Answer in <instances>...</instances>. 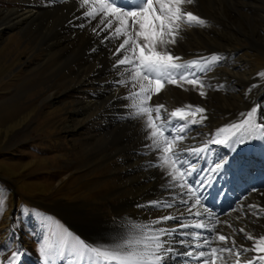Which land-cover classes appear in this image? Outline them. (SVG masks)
<instances>
[{
    "label": "bare ground",
    "instance_id": "6f19581e",
    "mask_svg": "<svg viewBox=\"0 0 264 264\" xmlns=\"http://www.w3.org/2000/svg\"><path fill=\"white\" fill-rule=\"evenodd\" d=\"M22 1L23 7L21 9L0 12V36L12 29H19L26 33L34 32L33 36L39 40L40 45L44 46L46 57L56 56V64L59 69L68 72L67 78L69 81L65 90L70 94L78 95V99L75 100V117L71 119L70 124H67L66 132L74 136L79 129H83L84 124L89 120L104 118L102 138L105 144L102 149H105L107 155L112 157L119 155L122 161L118 167L114 168L120 176L119 180L123 181L124 184V187H119L118 190L125 191L127 189L129 193H127V196L122 197V203L116 208V210L121 208V210L115 211L119 212V222L116 223L117 226H111L107 223L104 226H99L96 221H93L92 224L88 225L85 235L82 234L87 241H91L96 246L114 247L125 243L128 239L141 238L145 234L165 228L173 230V234L161 237L162 240L169 242L188 240L191 241L192 245H196L202 243L204 238L209 237V232L205 229H200L198 232L196 228L182 227V224H191L197 220H204L209 225L216 224L217 221L231 217L232 212L234 213L233 210L238 207L237 204L241 203L240 198L244 197L245 194L250 198H256L258 202L264 198V166L251 159L252 157L234 161L235 157L230 160V162H234V166L226 176L217 178L207 172V168L211 167L212 161L219 154L228 157L233 154L229 152L226 145L210 144L208 141L218 129L240 122L243 119L241 114L250 111L254 104L248 107V102H244L241 108L235 105L234 110H230L226 103L229 99L225 100L219 95L223 91L232 92L236 88V81L239 78L237 79L231 73L233 68L230 62L233 60V55L230 52L226 55L218 52L220 43L217 36L210 35L209 31L204 32V28L209 29L211 25L203 28H185L182 33L183 39H179L175 45H169V48L175 55L183 58L181 62L198 60L201 56L208 57L213 54L224 58L221 66L214 67L206 75L197 73L201 75V79L205 83L206 97L217 95L220 99L215 100L218 107L204 101L203 97H200L198 92L193 91L192 86L187 84L184 87L188 88V91L167 84L159 94L154 93L150 101V104L153 105H164V109L167 111L161 110L163 116L168 115L167 113H170L174 108L186 104L199 105L206 109L207 119L202 123H197L196 126L200 129L195 128L196 131H194L190 126L186 133V139L180 144V147L206 149V151L200 153L198 162L196 157L191 158L192 163H195L198 169H205L202 175L208 177V180L205 181L208 187L203 191L201 204L198 206L202 215L196 217L187 211H183L194 202V198L188 200V204L180 203V196L177 194L181 193L182 190L178 187H172L175 182L171 180L170 176L166 175V170H162L157 166L160 164L159 157L161 153L145 147V145L150 144V141L144 139L143 120L129 118L130 113L134 111L131 107V94L139 91V85H134L129 71H125L129 66L114 67V62L120 57L114 56L113 53L123 37L120 39H105L112 30L109 29L108 32L100 31L103 25H100L94 32L93 28L97 26L101 17L98 15L95 20L89 23L90 18L83 14L86 7H79L80 0ZM141 2L142 0H117V3L125 8L137 6ZM199 4H201V0H198L195 6L188 5L187 7L198 16L206 19L207 23L208 20L229 22L230 17L226 14L225 9L236 5L243 8L245 5L243 0H203V5L200 6ZM80 25L84 26L81 27ZM113 27H115V23ZM201 32H204L203 35H200ZM141 42L143 41L141 40ZM177 44H182V46ZM225 61L230 64H226ZM239 80L242 81L243 86L247 87L255 79L252 81H248V79ZM120 81H124V83H120ZM144 83L147 85V81H144ZM220 85H223V87H220ZM48 98H55V94H50ZM257 98L253 102L261 100L262 96ZM214 108H218L224 114L223 116H228V118L216 117L213 113ZM232 114H234L233 118ZM188 119L191 120L192 117L189 116ZM197 119H199V116H197ZM172 120L173 122L178 121L174 118ZM258 121L264 123L261 119H258ZM178 122L184 123V121ZM227 136H229L227 132L221 134V138ZM95 139H97L96 136L92 141L90 140L89 144L93 145ZM237 146V152L254 151L259 154L261 159H264V141L249 140L245 144ZM108 147L112 148L111 152L108 151ZM205 159L208 161L207 165ZM250 171L253 173L252 179L248 178L250 177ZM189 180H191V177H189ZM214 180L216 182L211 188V183ZM245 180L248 182L246 185L239 183ZM259 193H261V196ZM174 197V207H159V204L164 202H172ZM185 198H187L186 192ZM261 202L264 203V200ZM177 209L181 211H177ZM196 210L194 208L193 212ZM254 211H258V209H253ZM169 214L174 215L176 219L155 223L161 217ZM257 220L260 226L255 224L254 219L249 222L237 220L238 224H230L232 225L231 228L225 224L221 231L217 232L228 235L233 234V229L238 230L240 228H244L246 232H249L251 227L250 230L253 235L259 236L264 233V214H261V217ZM193 232L200 234L199 240H192L190 236L184 235V233ZM243 236L244 233L236 232L234 234L237 245L251 246L253 241L249 240V244L246 245ZM172 246L181 252L207 250L205 248H190L188 245L180 243H175ZM221 246L222 242L214 241L210 247L219 248ZM253 255H256V253L249 252L247 254V256ZM243 259L244 257H242ZM181 261L182 264H200V261L186 256L174 257L170 264Z\"/></svg>",
    "mask_w": 264,
    "mask_h": 264
},
{
    "label": "rangeland",
    "instance_id": "374dc122",
    "mask_svg": "<svg viewBox=\"0 0 264 264\" xmlns=\"http://www.w3.org/2000/svg\"><path fill=\"white\" fill-rule=\"evenodd\" d=\"M243 1V8L225 9L229 22L208 20L211 27L204 28L217 36L218 52L233 55L231 73L237 79H255L250 85L256 87L251 91L238 79L232 92L219 94L229 99L230 110L235 105L241 108L244 102L248 106L254 103L252 108L264 105V77L257 76L264 72V0ZM22 2L0 0V12L19 10ZM33 33L12 29L0 36V264H8L18 250L23 254L17 264H85L86 257L79 258V238L69 225L84 235L93 221L99 226H117L119 212L115 211L121 208H116L129 191L118 190L124 187L114 170L122 163L120 156L112 157L102 149L104 118L89 120L74 136L66 132L75 117L78 95L65 90L68 72L59 69L56 56L46 57L44 46ZM52 93L55 98H48ZM258 96L262 99L253 102ZM208 98L202 99L218 107L217 95ZM262 111L256 118L264 116V108ZM213 113L224 117L218 108ZM95 136L98 140L90 145ZM252 174L250 171L249 179ZM240 199L231 219L216 223V232L225 224L251 219L260 226L247 204L263 207L264 198L258 202L245 194ZM44 212H50L57 222L52 223ZM244 240L248 245L249 240Z\"/></svg>",
    "mask_w": 264,
    "mask_h": 264
},
{
    "label": "snow or ice",
    "instance_id": "6c2138e0",
    "mask_svg": "<svg viewBox=\"0 0 264 264\" xmlns=\"http://www.w3.org/2000/svg\"><path fill=\"white\" fill-rule=\"evenodd\" d=\"M197 3L198 0H142L137 6L125 8L121 7L117 0H80L79 7H86L83 14L90 18L89 23L98 15L101 17L97 26L93 28L94 32L103 25L100 31L112 30L105 39L123 37L113 53L114 56L120 57L114 62V67L129 66L125 71H129L133 84L139 85V91L131 94V107L134 111L130 113L129 118L143 120L144 139L150 141V144L145 147L161 153L160 164L157 166L166 170V175L175 182L172 187L182 190L177 194L180 196V203L188 204V200L194 198V202L183 211L200 217L202 213L198 206L201 204L203 191L208 187L205 183L208 177L202 175L205 169H198L191 158L196 157L198 162L200 153L206 149L180 147V144L186 139L187 130L191 125L202 123L207 119L206 109L199 105L186 104L163 116L161 114V110L164 109L163 104H150L152 95L159 94L167 84L184 91L189 90L184 87L185 84L191 85L192 90L197 91L200 97H206L205 83L201 75L197 73L206 75L214 67L221 66L224 60L222 56L213 54L208 57L201 56L198 60L181 62L183 58L175 55L169 48V45H175L179 39H183L182 33L185 28L208 26L206 19L187 7L195 6ZM114 23L115 27H113ZM141 40L143 43H140ZM257 76L264 77V72L258 73ZM144 81H147V85ZM255 87V84L250 85L248 91ZM259 108H264V105L256 104L250 111L241 114L243 119L240 122L218 129L208 143L226 145L230 153H236L237 145H243L249 140L264 141V123L256 122ZM164 111L167 110L164 109ZM189 116L192 117L191 120L188 119ZM172 118H178V121H184V123L173 122ZM261 120L264 121V116H261ZM225 132L229 133V136L221 138V134ZM205 164H208L207 159ZM233 166L234 162H230L228 156L219 154L212 161L211 167L207 168V172L216 177H222L226 176ZM185 192L187 198H185ZM2 203L3 196L0 194V204ZM174 204L175 197L172 202H164L159 204V207L172 208ZM194 208L197 210L193 212ZM248 208L258 209L251 213L257 219L264 214L262 206L249 204ZM177 211L181 210L177 209ZM174 219L176 217L169 214L155 223ZM181 226L205 229L214 234L196 245H192L188 240L170 242L162 240L161 237L173 234V230L165 228L157 229L141 238L128 239L125 243L114 247L91 246L79 240V258L86 257L85 264H170L174 257L179 256L198 260L200 264H229V262L231 264H257V262L264 264V233L254 236L251 232H245L244 228H240L233 229V234H221L216 232V224L209 226L204 220ZM228 227L231 228L232 225ZM236 232L244 233V238L253 241V244L248 247L243 244L237 245L234 239ZM184 235L190 236L192 240L200 239L199 233H184ZM214 241L222 242V246L210 247ZM175 243L186 244L190 248L209 250L181 252L172 246ZM249 252H254L256 255L247 256ZM22 254L18 250L8 264H17ZM57 255H63V253ZM242 257H244L243 260ZM49 264L54 262L49 261Z\"/></svg>",
    "mask_w": 264,
    "mask_h": 264
}]
</instances>
